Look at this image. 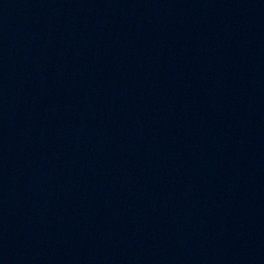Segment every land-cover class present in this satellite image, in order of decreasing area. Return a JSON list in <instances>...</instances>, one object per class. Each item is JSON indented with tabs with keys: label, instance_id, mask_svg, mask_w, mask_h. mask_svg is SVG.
Returning a JSON list of instances; mask_svg holds the SVG:
<instances>
[{
	"label": "water",
	"instance_id": "95a60500",
	"mask_svg": "<svg viewBox=\"0 0 264 264\" xmlns=\"http://www.w3.org/2000/svg\"><path fill=\"white\" fill-rule=\"evenodd\" d=\"M0 264H264V0H0Z\"/></svg>",
	"mask_w": 264,
	"mask_h": 264
}]
</instances>
